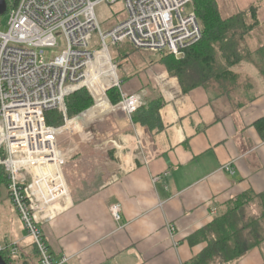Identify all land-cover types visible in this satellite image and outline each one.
<instances>
[{"label":"crops","instance_id":"1","mask_svg":"<svg viewBox=\"0 0 264 264\" xmlns=\"http://www.w3.org/2000/svg\"><path fill=\"white\" fill-rule=\"evenodd\" d=\"M248 1L246 10L227 16L245 13L257 22L233 68L237 80L230 92L221 77L185 91L161 58L144 59L141 71L118 77L123 93L140 97L141 121L114 114L68 151L69 197L41 225L57 259L190 264L207 247L199 232L220 211L246 193H264V130L258 127L264 120V0ZM155 104L161 107L152 117ZM110 111L100 94L83 123L89 127ZM143 114L150 117L144 123ZM227 164L234 175L222 169ZM116 204L122 205L121 230L110 211ZM0 231V244L22 242L7 235L2 216ZM233 263L264 264V242Z\"/></svg>","mask_w":264,"mask_h":264},{"label":"built area","instance_id":"2","mask_svg":"<svg viewBox=\"0 0 264 264\" xmlns=\"http://www.w3.org/2000/svg\"><path fill=\"white\" fill-rule=\"evenodd\" d=\"M120 1L126 19L103 32L96 7ZM6 2L7 31L0 32V167L7 175L11 202L39 252V264H65L69 259L54 256L41 230L42 223L52 219L46 215L69 197L67 154L61 150L59 136L72 126L89 132L82 117L97 105L98 95L113 88L120 90L122 99L116 105L108 100L111 111L98 120L116 111L132 120L143 105L138 95L122 92L108 41L113 45L129 43L137 51L166 53L181 60L201 42L203 30L193 11V0ZM95 32L101 43L98 50L92 49ZM60 37L64 38L63 47ZM46 49L61 52L46 62ZM83 90L89 91L96 105L70 118L66 99ZM51 111L63 114V126L47 124L46 115ZM222 169L230 175L235 173L232 164ZM110 211L119 230L123 229L122 205H113ZM169 232L174 237L176 228L170 225ZM0 254L4 259H19L22 250L19 243L0 244Z\"/></svg>","mask_w":264,"mask_h":264},{"label":"trees","instance_id":"3","mask_svg":"<svg viewBox=\"0 0 264 264\" xmlns=\"http://www.w3.org/2000/svg\"><path fill=\"white\" fill-rule=\"evenodd\" d=\"M193 11L200 21L203 39L187 52L185 58L177 60L169 54H162L161 61L166 64L169 74L179 79L185 91L202 86L215 77H221L228 93L236 85L237 74L233 68L245 56L242 49L245 37L257 22H251L252 18L248 17L250 14L245 13L223 18L217 0H193ZM252 14L254 13L251 11ZM108 95L115 105L122 99L117 88L109 90ZM93 104V98L85 90L66 99L70 118L77 117ZM160 107V104L151 107L152 117L158 116ZM141 109L142 107L133 115V121H141ZM147 118L143 114V123ZM46 119L47 124L55 128L65 123L64 116L58 111L48 112ZM258 127L261 131L264 130V120L258 123ZM0 186L8 191L7 175L3 167H0ZM8 197L11 201L9 191ZM199 235L206 241L207 247L190 264H231L243 258L264 242V193H246L237 198L220 211L216 219L199 232ZM34 253V263L23 255L19 259L24 261L23 264H39L40 255L35 246ZM12 259L4 260L8 264H14Z\"/></svg>","mask_w":264,"mask_h":264},{"label":"rangeland","instance_id":"4","mask_svg":"<svg viewBox=\"0 0 264 264\" xmlns=\"http://www.w3.org/2000/svg\"><path fill=\"white\" fill-rule=\"evenodd\" d=\"M217 3L222 16L227 18V16L230 15L231 13L246 10L249 1L248 0H217ZM95 12H96L98 24L103 32L110 31L112 28H114L116 25H118L120 22L126 19V12L122 1H120L115 5L102 4L96 7ZM188 12H190L189 9ZM7 22H8L7 15H4L0 18L1 33L7 31ZM60 43H61V47H63L65 43L63 37H60ZM108 47L111 57L117 62V66H118L117 76L121 79L124 74L133 75L141 71V69L143 68L144 59L150 63L152 61L159 60L162 54H166V53H155L150 51H137L129 43H124L121 45H113L110 43V41H108ZM92 49L93 50L101 49V43L97 32H95L92 36ZM60 52L61 49H56V50L46 49L44 51L45 61L51 62L60 54ZM87 92L89 93V91ZM123 92L125 91L123 90ZM105 95L107 99L111 102L108 92L105 93ZM95 105H96V101L94 102L93 106L86 111H89ZM120 113L124 114L122 111H116L104 117L101 120H95L89 126L88 131H91L95 126L104 122L106 118L114 114H120ZM60 114L63 115L62 113ZM0 129H1V124H0ZM81 130L82 129L75 128V126H72L70 130L64 131L59 136V145L61 147L63 154L66 155L68 153V151L74 146V143L76 142V140L79 139L80 136H84L87 134V130H83L82 132ZM69 157L70 156H68L67 158V162L69 161ZM1 216L3 217L5 230L8 231L7 235H9L12 238L14 237H17L18 239L23 238L22 242H20V247L24 248L29 261L34 263L35 253H34L33 240L31 237H29L28 232L26 231L24 225L22 224L18 213L14 211V208L8 197V191L3 186H0V217ZM6 220L10 223L9 226L7 225L8 222ZM25 259L26 258H24V260ZM12 262L14 264H23L24 261H21V259L19 260L14 259ZM232 264H236V263H232Z\"/></svg>","mask_w":264,"mask_h":264},{"label":"water","instance_id":"5","mask_svg":"<svg viewBox=\"0 0 264 264\" xmlns=\"http://www.w3.org/2000/svg\"><path fill=\"white\" fill-rule=\"evenodd\" d=\"M6 12H7V2L6 0H0V18L6 15ZM0 264H8L1 255H0Z\"/></svg>","mask_w":264,"mask_h":264}]
</instances>
